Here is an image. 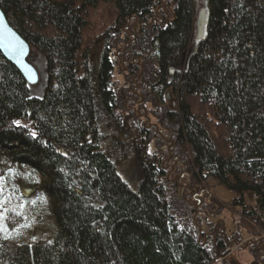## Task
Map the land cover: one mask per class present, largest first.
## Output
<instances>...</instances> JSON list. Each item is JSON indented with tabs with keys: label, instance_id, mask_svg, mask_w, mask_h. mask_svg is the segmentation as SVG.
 <instances>
[{
	"label": "trees",
	"instance_id": "16d2710c",
	"mask_svg": "<svg viewBox=\"0 0 264 264\" xmlns=\"http://www.w3.org/2000/svg\"><path fill=\"white\" fill-rule=\"evenodd\" d=\"M206 3L204 38L171 75L193 41L194 0H0L9 24L43 55L47 71L37 92L0 52V159L33 178L31 185L18 184L19 195L11 187L14 202L42 196L55 224L50 240L12 246L3 231L0 264H236L224 259L229 249L222 236L200 232L185 220L188 209L177 211L164 157L147 149L151 132L131 121L136 114L126 107L120 116L119 92H133L118 91L114 80L120 63L134 61L123 76L130 81L140 73V94L161 110L159 126L167 128L193 181L225 184L236 193L233 205L264 223V0ZM161 5H168V16ZM99 6L114 16L100 34L95 63L84 33ZM168 91L176 109L164 107ZM132 147L142 172L135 190L113 161L128 158ZM10 221L5 228L15 229Z\"/></svg>",
	"mask_w": 264,
	"mask_h": 264
},
{
	"label": "rangeland",
	"instance_id": "374dc122",
	"mask_svg": "<svg viewBox=\"0 0 264 264\" xmlns=\"http://www.w3.org/2000/svg\"><path fill=\"white\" fill-rule=\"evenodd\" d=\"M194 6L195 28L190 52H192V49L197 43L196 18L201 10L207 11L206 0H194ZM106 9L105 6H99L89 14L88 27L84 33V45L85 47H91L90 57L95 63H97L102 50V37H100V34L105 30L110 19L114 16L112 15L113 12ZM132 25L135 29L136 21L134 23L132 22ZM127 46L126 43L123 49H126ZM115 51L118 52L117 49ZM27 59L37 73L38 79L34 83L35 90L37 92L43 91L47 84L45 59L43 55L33 49H30ZM128 62L133 63L134 61ZM184 64L185 58L181 64V70L184 68ZM117 71H115L114 80L119 89L118 91L125 87L130 92H133L132 96H127L126 92L124 94L122 91L119 92L120 116L124 119L126 112H123V108L126 107L129 113L133 111L136 114V116H130L131 121L137 119L139 125H145L149 128L151 139H149V147L147 149L149 152L154 151L164 157L162 165L164 166L165 180L171 188L168 195L172 199H175V204L178 205L176 208L177 211L180 212L181 208L183 210L188 209L189 212L184 216L188 223L198 228L200 232L215 233L223 237L222 239L227 244V249H229L224 258L227 262L236 264H252L256 262V264H264V223L250 219L248 215L242 213L239 205L234 206L233 200L236 198V193L225 184L218 183L213 178L207 177H204L201 182L193 181L192 175L186 172V166L183 165L182 159H179L173 152L175 143L171 135L167 134V128L159 126L157 116L161 110L157 106L153 107L147 103L140 94V73H137L132 80L128 81L123 76L127 74L124 66L121 73ZM168 93L171 95L167 99L164 107L176 109L177 101L174 100L175 97L170 91ZM191 106L192 111L196 114L202 109L199 104L195 106L192 103ZM151 109L156 110V113ZM203 113L205 112L203 111ZM124 124L129 129V133L138 136V129H133L126 122ZM112 126L114 127L115 124H112ZM105 129H109L108 131L110 133H113L112 130H114L110 125H105ZM122 137L130 140L132 145L133 143L139 142L138 139L132 141L133 137L131 136L123 135ZM159 138L161 139L159 143L161 149L155 144V141L158 142ZM132 149L128 158L114 155L113 161L118 164L120 176L135 190L142 178V172L139 164L140 155L138 156L135 150L137 146H135V149L132 147ZM32 179V176L22 170L21 167H18L8 160L0 159V236L5 231L3 240L10 246L20 241L32 242L39 237L50 240L53 236L55 224L51 207L42 196L37 195V197L29 201L25 200L24 206L21 203L18 205L14 202V193L11 187L16 188V193L19 195L20 188L18 184L24 183L31 185ZM22 189L28 192V189ZM251 198L248 195L246 201H251L249 203L253 205ZM8 210L11 212L16 210V217L15 215H10ZM7 217L12 219L10 222L15 223V229H12L10 225V229L5 228ZM17 223L20 225L18 226ZM199 239L205 241V238L200 237Z\"/></svg>",
	"mask_w": 264,
	"mask_h": 264
},
{
	"label": "water",
	"instance_id": "95a60500",
	"mask_svg": "<svg viewBox=\"0 0 264 264\" xmlns=\"http://www.w3.org/2000/svg\"><path fill=\"white\" fill-rule=\"evenodd\" d=\"M207 13L201 10L196 18V38L202 40L205 34ZM0 52L8 59L30 82H37L35 68L27 57L30 52L28 43L11 27L6 16L0 9Z\"/></svg>",
	"mask_w": 264,
	"mask_h": 264
},
{
	"label": "flooded vegetation",
	"instance_id": "af4514ba",
	"mask_svg": "<svg viewBox=\"0 0 264 264\" xmlns=\"http://www.w3.org/2000/svg\"><path fill=\"white\" fill-rule=\"evenodd\" d=\"M167 9H168V5H165V6H163V5H161V6H159V12L160 11H162V12H164V14L166 13V16H168V14H167ZM168 19V18H167ZM163 21V20H162ZM131 24V19L129 20V22H128V26ZM193 39V38H192ZM191 56V52H190V48H189V51L187 52V53H185L182 57H181V61H180V63H179V65H178V68H172L171 70H170V74L171 75H174V73L177 71H179V70H181V64H182V62L184 61V58H185V64H184V66H186L187 65V62H188V59H189V57ZM116 57H117V53H116ZM122 66H124L125 68H126V70L128 71V65L129 66H132L133 64H130V62H128V61H123L122 63H120ZM118 65H119V63H118ZM171 90H172V88H171ZM171 93H172V91H170ZM168 93V92H167ZM166 93V101H167V99H169L170 98V95L171 94H167ZM173 94V93H172ZM175 97V96H174ZM155 100H156V98H155ZM174 100H176V98H174ZM138 116V115H137ZM145 126V125H144ZM145 128L146 129H149L147 126H145Z\"/></svg>",
	"mask_w": 264,
	"mask_h": 264
}]
</instances>
